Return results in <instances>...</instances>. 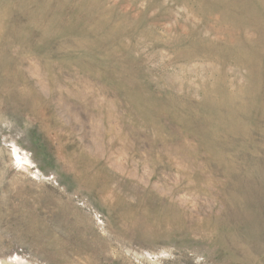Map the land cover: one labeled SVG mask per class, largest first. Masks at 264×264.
Returning <instances> with one entry per match:
<instances>
[{"label":"rangeland","instance_id":"1","mask_svg":"<svg viewBox=\"0 0 264 264\" xmlns=\"http://www.w3.org/2000/svg\"><path fill=\"white\" fill-rule=\"evenodd\" d=\"M0 264H264V0H0Z\"/></svg>","mask_w":264,"mask_h":264}]
</instances>
